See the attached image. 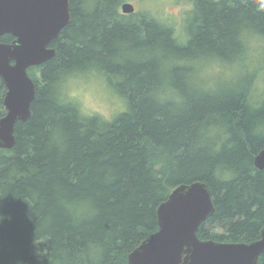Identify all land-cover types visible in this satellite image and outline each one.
<instances>
[{
  "label": "trees",
  "instance_id": "16d2710c",
  "mask_svg": "<svg viewBox=\"0 0 264 264\" xmlns=\"http://www.w3.org/2000/svg\"><path fill=\"white\" fill-rule=\"evenodd\" d=\"M125 0H71L70 23L54 40L53 58L29 68L36 83L27 121L17 122L12 148H0V264H127L128 253L157 227V207L180 183L202 181L212 194L214 213L197 236L222 242L256 240L264 224V170L253 164L264 138L249 132V115L238 97H189L183 112L155 105L147 96L153 79L151 63L107 62L113 41L128 38L134 45L163 41L167 34L137 14L118 12ZM264 0H198L199 15L190 46L225 55L233 26L247 21L264 31ZM143 33V39L139 35ZM185 49H177L185 54ZM97 59L110 73L125 74L119 87L129 96L130 111L113 123L79 125L70 109L50 99L48 82L62 66ZM5 86L0 79V117ZM221 124L228 138L218 153L195 147L198 129ZM218 117V120L216 119ZM59 123L66 145H50L46 129ZM85 127L84 131L81 128ZM223 164L234 174L221 178ZM71 195L89 194L97 215L73 222L56 204L54 185ZM50 217V219H49ZM94 239L103 247L98 260L84 251ZM257 264H264V253Z\"/></svg>",
  "mask_w": 264,
  "mask_h": 264
},
{
  "label": "clouds",
  "instance_id": "9594fccd",
  "mask_svg": "<svg viewBox=\"0 0 264 264\" xmlns=\"http://www.w3.org/2000/svg\"><path fill=\"white\" fill-rule=\"evenodd\" d=\"M261 7L264 8V3ZM137 15L166 33L171 46L163 41L134 45L128 38H118L113 41V52L106 61L119 65L151 63L153 79L147 86V96L155 105L183 112L189 97L231 94L239 98L250 116L264 112V31L240 20L232 28L229 50L221 55L213 49L190 46L193 22L199 15L198 0H138ZM138 38L142 40L143 33ZM185 48L188 49L185 54L177 52ZM125 79V74L110 73L103 62L88 59L59 67L47 87L51 101L59 108L70 109L79 125L86 127L94 121L105 126L130 111L129 96L119 87ZM211 119L198 129L195 147H208L215 154L221 150L228 133ZM46 131L50 145L65 147L67 138L61 124H53ZM249 132L264 138V117L252 119ZM215 172L221 178L234 174L223 164H217ZM54 194L57 206L73 222L90 220L98 213L87 193L71 195L56 184ZM3 219L0 216V221ZM84 251L90 259L98 260L103 247L90 239L85 242Z\"/></svg>",
  "mask_w": 264,
  "mask_h": 264
},
{
  "label": "water",
  "instance_id": "95a60500",
  "mask_svg": "<svg viewBox=\"0 0 264 264\" xmlns=\"http://www.w3.org/2000/svg\"><path fill=\"white\" fill-rule=\"evenodd\" d=\"M121 11L132 13L134 7L123 2ZM70 20V0H0V34L15 37L11 44H0V78L6 86L0 148L13 147L17 122L30 117L35 83L27 69L54 57L56 52L48 45ZM253 164L264 170V148L255 154ZM156 213L157 229L128 253L127 264H257L264 253V224L259 237L249 242L197 236L200 225L214 213L211 191L202 181L175 186Z\"/></svg>",
  "mask_w": 264,
  "mask_h": 264
},
{
  "label": "flooded vegetation",
  "instance_id": "af4514ba",
  "mask_svg": "<svg viewBox=\"0 0 264 264\" xmlns=\"http://www.w3.org/2000/svg\"><path fill=\"white\" fill-rule=\"evenodd\" d=\"M123 2H129V1H122L121 2V4L123 3ZM131 3V2H130ZM121 4H120V7L118 8V12L120 13V14H122V15H127V16H130V15H134L135 13H136V7H135V5L133 4V3H131L132 5H133V7H134V12H132V13H123L122 11H121ZM70 6H71V0H70ZM60 36V35H59ZM58 36V37H59ZM57 39V38H56ZM15 40V37L11 34V33H7V32H4V33H1L0 34V44H11L13 41ZM55 40V39H54ZM54 40H52L51 42H50V44L48 45V47H51V48H54V50H55V52H56V48H55V46H54ZM56 54V53H55ZM55 56V55H54ZM48 61V60H47ZM11 62H13V61H11ZM45 63V62H44ZM43 64V63H42ZM41 65V64H40ZM40 65H35V66H40ZM31 67H33V66H31ZM31 67H29V68H31ZM29 68L27 69V73H28V75H29ZM29 77H30V75H29ZM31 78V77H30ZM1 79V78H0ZM32 79V78H31ZM33 80V79H32ZM34 81V80H33ZM3 82V81H2ZM34 83H35V81H34ZM4 86H5V84H4ZM5 92H6V86H5ZM35 92H36V83H35ZM5 95V94H4ZM4 99V98H3ZM3 106H4V104H3ZM4 109H5V107H4ZM6 111V110H5ZM5 114V113H4Z\"/></svg>",
  "mask_w": 264,
  "mask_h": 264
},
{
  "label": "rangeland",
  "instance_id": "374dc122",
  "mask_svg": "<svg viewBox=\"0 0 264 264\" xmlns=\"http://www.w3.org/2000/svg\"><path fill=\"white\" fill-rule=\"evenodd\" d=\"M83 2H87L88 1V3H84V4H82L83 5V9H85L86 11H87V6L90 4V2H91V0H82ZM125 1H129V2H131V3H133L134 5H135V7H136V13L135 14H137V2H138V0H125ZM120 7V6H119ZM127 18L126 19H129V17L128 16H126ZM133 42V41H132Z\"/></svg>",
  "mask_w": 264,
  "mask_h": 264
}]
</instances>
